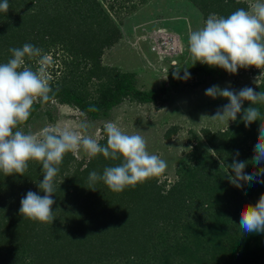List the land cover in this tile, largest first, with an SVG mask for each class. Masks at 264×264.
I'll return each mask as SVG.
<instances>
[{"label":"trees","instance_id":"1","mask_svg":"<svg viewBox=\"0 0 264 264\" xmlns=\"http://www.w3.org/2000/svg\"><path fill=\"white\" fill-rule=\"evenodd\" d=\"M136 0H8L0 12V63L11 58L10 48L30 43L52 58L50 86L55 101L77 110L87 120L106 118L122 101L153 103L162 98L165 86L139 89L134 73L101 63L103 51L120 38L113 14L134 9ZM139 3L145 0H137ZM205 21L209 14L228 16L248 8L244 0H184ZM38 58H26L36 69ZM201 78L224 75L219 67L198 63L188 72ZM183 78L172 77L178 85ZM264 92V78L253 87ZM33 104L36 110L48 102ZM96 111H89L90 107ZM242 110L223 129L206 127L190 131L186 159L175 169V179L164 186L157 176L122 192L104 183L90 185L91 171L119 164L102 155L77 160L64 155L54 178V220L41 223L19 214L20 200L28 191L43 196L38 183L42 163L28 161L23 175L0 172V264H264V233H243L240 212L255 205L264 193V173L249 182L230 180L227 170L234 157L247 164L249 175L264 168L251 157L260 124L264 125V102L252 105L260 120L246 125ZM22 125V124H21ZM19 125V126H21ZM103 125L101 144L106 143ZM174 131H166L165 137ZM239 153L236 156V153Z\"/></svg>","mask_w":264,"mask_h":264},{"label":"clouds","instance_id":"2","mask_svg":"<svg viewBox=\"0 0 264 264\" xmlns=\"http://www.w3.org/2000/svg\"><path fill=\"white\" fill-rule=\"evenodd\" d=\"M8 9V0H0V12L6 13ZM187 44L195 62L219 67L230 74H236L239 68L264 66V0H251L247 9L239 8L226 17L209 14L203 27L189 32ZM9 52L11 58L6 63H0V172L5 176L14 173L23 175L30 160L41 162L43 169V179L38 188L44 195L28 191L20 200V215L33 221L52 223L55 219L52 210L55 203L52 196L56 190L54 178L64 155L71 151L83 149L89 157L99 154L106 159L120 160L115 166L105 167L102 174L94 170L88 175L90 185L102 181L116 193L159 176L166 170L167 162L148 152L144 136L139 132L128 134L112 121L103 125L106 137L103 144L89 134L93 125L87 120L81 121L75 128H44L39 135L19 130V125L29 119L34 103L47 102L52 98L48 68L53 61L42 49L30 43L10 48ZM26 58H38L35 70L26 64ZM189 75L185 72L184 79ZM205 95L228 100L213 116L205 118L226 123L235 121L243 102L249 101L251 106L244 110L243 121L248 125L260 120V111L252 105L264 102V92H257L252 87L236 91L213 85L206 89ZM96 110L94 106L89 108V111ZM251 161L254 165L264 162L262 124ZM225 166L235 174L230 180L236 187H241L238 181L249 182L264 173V168H260L257 173L249 175L244 171L246 162L235 157L231 165ZM239 226L243 233H264V193L255 205H245L241 209Z\"/></svg>","mask_w":264,"mask_h":264},{"label":"rangeland","instance_id":"3","mask_svg":"<svg viewBox=\"0 0 264 264\" xmlns=\"http://www.w3.org/2000/svg\"><path fill=\"white\" fill-rule=\"evenodd\" d=\"M244 1L248 5L251 2ZM135 3L130 11L121 9L119 14H113L119 22L121 35L114 45L103 51L101 63L133 72L139 89L164 85L162 98L141 104L124 100L106 118L91 121L70 106L49 101L36 110L32 120L19 126V130L39 135L44 128H75L87 120L93 125L89 134L99 139V127L108 121L115 122L128 134L139 132L147 141L148 152L167 162L166 170L157 176L158 182L166 186L175 179L176 167L186 159L190 131L198 133L202 127L223 129L231 122L204 117L213 116L217 109L228 103L226 98L206 96V89L213 85L236 91L253 88L264 78V66L239 68L236 74L208 76L194 85L199 76L184 77L185 72L200 63L195 62L187 50L189 32L204 25L196 8L184 0H145L140 3L136 0ZM176 76L182 77V82L171 84V78ZM171 128L174 131L165 137ZM71 153L77 160L88 157L83 149Z\"/></svg>","mask_w":264,"mask_h":264}]
</instances>
